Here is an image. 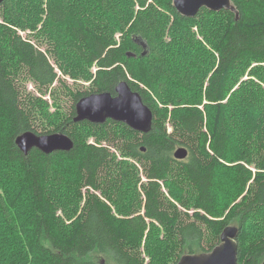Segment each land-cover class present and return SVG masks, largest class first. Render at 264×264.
Instances as JSON below:
<instances>
[{"label":"trees","instance_id":"16d2710c","mask_svg":"<svg viewBox=\"0 0 264 264\" xmlns=\"http://www.w3.org/2000/svg\"><path fill=\"white\" fill-rule=\"evenodd\" d=\"M172 1L169 6L183 22L197 23L202 33L210 20L222 18L219 34L214 41L209 40L216 51L214 68L209 69L199 51L186 65L169 66L160 41L164 12L152 0H138L139 10L130 27L128 49L115 47L103 22L98 21L95 30H91L85 17L71 8L69 0L45 1V29L71 51L76 48L71 40L83 43L87 62L99 68L94 80L97 93L109 92L115 96L116 87L126 81L154 113L152 131L141 134L113 121L103 125L74 123V110L58 130L74 140V149L51 155L38 149L24 155L16 145V138L25 132L42 134L35 131L30 115L22 107L12 73L14 69H24L41 88L53 86L59 79L58 73L47 54L16 31L15 28L29 27L15 0H4L0 6L4 16V23L0 24V264H101L102 260L106 264H145L135 251L146 235L153 243H161L169 262L177 264L184 254L211 251L229 225L239 228V264H264V88L249 81L228 98L251 62L256 66L250 75L264 81V0H231L239 14L238 20L236 13L229 10L202 9L195 18L183 17ZM96 7L104 18L113 17L124 23L114 0H96ZM34 15L39 17V11H34ZM138 37L147 44L145 57L144 48L135 42ZM186 44L197 46L194 39ZM129 52L136 56L128 57ZM154 58L153 72L136 78L160 98L165 90L170 91L171 96L160 99L169 109H160L158 117V101L127 75L128 70L134 73L139 64ZM85 96L77 95L76 104ZM189 99L193 103H185ZM168 119L174 125L172 132L160 123ZM80 124L100 128L111 124L122 126L139 136L126 145V150L142 163L148 180L143 188V214L137 211L128 213L124 219L118 218L115 209L126 205L133 196V166L126 159L114 162L111 148L117 147L115 144L102 147L83 142L70 131ZM207 145L213 155L206 153ZM180 147L189 151L185 160L174 157ZM229 156L236 157L231 166L234 187L243 192L254 179L249 196L230 208L222 194L221 170L222 160ZM64 161L67 162L63 164ZM112 164L116 165L117 174L108 189L99 190L103 174L110 172ZM176 164L183 167L197 191L194 205L186 206L182 199L178 202L205 212L204 216L198 212L194 216L202 219L208 230H212V236L217 237V243L209 248L203 246L206 239L203 225L185 222L184 217L190 216L180 212L162 191L163 186L170 187L169 182H173L170 173ZM65 174H69V179L64 184L61 178ZM80 183L93 194H89L80 217L67 226L57 218L59 204L71 198L70 187L78 195ZM99 191L103 197L96 194ZM170 192L173 194L171 189ZM24 201L25 207L17 211L14 205L17 207ZM222 203H225L223 209ZM225 210L226 217L219 219L225 216ZM76 214L74 207L68 219ZM162 232L166 236L164 240L160 237ZM259 237L256 244L248 246V242Z\"/></svg>","mask_w":264,"mask_h":264},{"label":"rangeland","instance_id":"374dc122","mask_svg":"<svg viewBox=\"0 0 264 264\" xmlns=\"http://www.w3.org/2000/svg\"><path fill=\"white\" fill-rule=\"evenodd\" d=\"M46 0H15L16 7L18 11L24 16V23L27 29L15 28L16 31L21 34L25 39L30 40L36 45L42 52L46 53L51 64L54 66L56 72L58 73V81L51 87L41 88L39 87L27 74L24 69L19 68L13 70L12 76L13 80L19 90L20 100L22 107L27 111L31 117V121L35 127L37 133H52L60 132V127L72 116L73 111L76 108V96L81 94H94L97 93V85L94 80L96 78L98 67L96 65H90L86 58L85 52L86 47L81 42L75 43V50L71 51L67 47H62L60 43L56 42L52 37L51 33L45 29L46 16L43 13V4ZM155 4L160 5V8L164 12L165 22L163 30L161 31L160 41L164 53L166 55L168 64L172 68H177L186 65L194 53L199 51V54L203 58L204 62L210 68H214L213 61L215 60L213 56L216 55V51L213 44H210L209 40L214 41V37L219 34V28L222 23V18L213 19L209 21L208 28L204 27L205 32L200 31V26L195 24H187L177 15V13L169 6L171 0H152ZM71 8L75 13L83 15L86 19L87 26L91 30H95L97 22H103L108 26V33L112 35L115 47L120 49L129 48V32L130 27L139 10L138 0H114L117 7V11L122 16L123 24H120V20L116 21L113 17H103V15L98 11L96 7V0H69ZM173 3V1H172ZM81 10V12H80ZM34 11H39L40 16L34 15ZM3 11L0 10V24L4 23ZM224 19V18H223ZM21 29V30H20ZM197 43V46H188L187 41L193 40ZM197 47L199 50H197ZM212 64V65H211ZM251 66L246 67L240 80L234 84L228 98H231L236 93L239 86L249 82L255 81L264 88V81H260L258 76L250 75V71L256 66L253 62L250 63ZM156 65L155 58L144 63L139 64L137 69H134V73L129 70L128 78L135 83H138L142 88L149 90L152 97L158 101L159 112L157 117L160 115V109H169V106H164L160 99H166L171 96L170 91L165 90L161 94V98L152 90L148 89L144 84L138 81V77H143L145 72L152 73V66ZM212 75V73H211ZM210 75V76H211ZM209 76V77H210ZM206 84L208 83V79ZM172 86V85H170ZM204 84L202 91L204 89ZM192 95V94H191ZM242 101H247L245 98H241ZM254 99H250L253 101ZM185 103H193L192 99L185 100ZM227 101V100H225ZM201 103L200 105H203ZM203 108V106H200ZM164 127L168 129L169 132L174 130V125L169 119L160 122ZM207 131V129H204ZM71 132L78 134V136L88 144H94L97 146L108 147L115 144L117 147L111 148L115 160L114 162H121L126 159L132 166L135 172L133 180V196L126 203V205L116 208V213L118 218L124 219L128 213L143 214L144 210V192L143 188L148 182L145 175V169L142 163L138 162L134 157L127 153L126 145L131 142L132 139L138 138L136 134H131V132L122 126L117 125H107L105 128L100 127H88L86 125L80 124L77 127H72ZM56 133V132H55ZM183 134H181L182 136ZM188 141V140H187ZM192 140L189 144L193 143ZM250 144H253L250 142ZM197 149V148H196ZM206 153L213 155L214 153L210 150L209 145L204 148ZM257 160V157H256ZM236 157H227V159L222 160L224 168H221L223 172L222 177V194L225 199V203H230L229 208L235 204L240 203L243 199L249 196V191L254 184V179L247 185L244 191H239L236 187L232 185L231 179V166L235 163ZM67 161H64L65 164ZM61 165V164H60ZM253 169L255 165L251 166ZM117 174V167L112 164L110 172L103 174L104 181L100 184V189H108V185L113 181ZM69 179V174L62 176L61 180L65 184ZM170 187L163 186L162 191L164 192L166 199L170 203H174L177 209L188 214L190 217L185 218V222L195 221L199 225H203L206 232V239L203 243L205 248H209L210 245L217 243L216 238L212 236V230H208L207 226L203 224L202 219H198L194 216L196 212L200 215L205 214V212L200 210H195L194 208L185 207L184 205H194V201L197 198V191L195 187L189 182L186 173L183 171V167L179 164L171 168ZM67 184L66 186H68ZM172 190L173 194L170 192ZM69 191L72 193L71 198L64 200L59 204L57 218L63 220L68 226L77 220L83 213V208L86 205L89 194L92 192L86 190L83 184H79L78 195L77 192L70 187ZM100 197H103L102 193L99 191L96 193ZM175 196V197H174ZM182 199L181 205L178 201ZM167 203V201H166ZM225 203L220 205L223 209ZM15 209L18 211L25 207L24 203H18ZM77 207L76 216L69 220L68 214L71 212L72 208ZM174 211V209H171ZM227 210H225L226 212ZM224 212V213H225ZM222 216L219 219H224L227 215ZM204 216V215H203ZM264 233V232H263ZM264 236V234H263ZM161 239H165L164 232L161 233ZM262 237V236H261ZM261 237L254 241L248 242V246L256 244ZM162 240V241H163ZM155 251L154 254H150L149 251ZM180 251V250H179ZM144 260L145 264H160L161 262H169L167 257V251L161 243H153L147 238V235L143 238L140 246H138L137 251H135ZM2 260V256H0ZM160 259V261H159ZM159 261V263H158ZM171 264V263H170Z\"/></svg>","mask_w":264,"mask_h":264},{"label":"water","instance_id":"95a60500","mask_svg":"<svg viewBox=\"0 0 264 264\" xmlns=\"http://www.w3.org/2000/svg\"><path fill=\"white\" fill-rule=\"evenodd\" d=\"M4 0H0V6ZM173 5L183 17L195 18L202 9L211 12L229 10L239 14L231 0H174ZM137 44L144 48L143 57L147 56V44L137 38ZM136 55L129 52L128 57ZM116 95L102 92L87 95L76 104L74 123L89 122L92 124H106L108 121L123 123L132 130L141 134H149L153 128L154 113L142 100L138 92H134L130 85L123 81L116 87ZM16 145L28 155L33 149H38L46 155L57 152H70L75 147L74 140L64 131L51 134H36L33 131L25 132L16 138ZM189 156L187 148L180 147L174 157L185 160ZM239 228L227 226L222 234L221 241L211 251L200 254H184L177 264H239ZM101 264H106L101 261Z\"/></svg>","mask_w":264,"mask_h":264}]
</instances>
